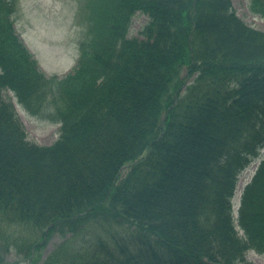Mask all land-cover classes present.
Here are the masks:
<instances>
[{
	"label": "trees",
	"instance_id": "16d2710c",
	"mask_svg": "<svg viewBox=\"0 0 264 264\" xmlns=\"http://www.w3.org/2000/svg\"><path fill=\"white\" fill-rule=\"evenodd\" d=\"M17 2L0 0V237L28 232L29 264L55 233L41 264L264 257V156L236 216L232 203L264 147V31L231 0H84L77 61L47 76ZM248 7L264 16V0ZM17 105L58 123L57 138L30 140Z\"/></svg>",
	"mask_w": 264,
	"mask_h": 264
},
{
	"label": "rangeland",
	"instance_id": "374dc122",
	"mask_svg": "<svg viewBox=\"0 0 264 264\" xmlns=\"http://www.w3.org/2000/svg\"><path fill=\"white\" fill-rule=\"evenodd\" d=\"M231 1L240 18L264 31V16L250 12L249 0ZM84 5V0H18L13 16L16 31L47 76L60 77L75 64L79 54V42L84 36L89 14ZM147 19V16L141 13L134 15L129 35H138ZM16 107L30 140L39 144H50L57 138L58 123L46 115H31L22 107L18 105ZM260 152L261 156H264V147ZM259 160L260 158L251 162L243 170L239 176L238 186L249 180ZM233 204L236 209L237 196L234 197ZM28 234L26 231H10L5 238L0 237V264H29L24 246H21V239ZM61 239L57 233L49 236L34 252L32 264H41ZM247 258L252 264H264L263 255L253 251L248 252Z\"/></svg>",
	"mask_w": 264,
	"mask_h": 264
}]
</instances>
